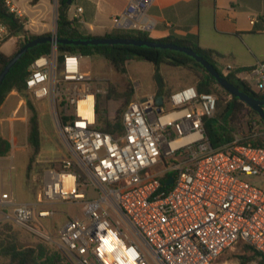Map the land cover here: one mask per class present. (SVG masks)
Listing matches in <instances>:
<instances>
[{"label":"built area","instance_id":"1","mask_svg":"<svg viewBox=\"0 0 264 264\" xmlns=\"http://www.w3.org/2000/svg\"><path fill=\"white\" fill-rule=\"evenodd\" d=\"M155 1L132 0L114 17L115 29L151 31L147 12ZM5 3L24 19L15 0ZM9 38L0 24V46ZM83 58L60 54L53 43L28 70V94L48 104L70 157L45 171L35 202L0 193L13 223L55 244L70 264H220L240 242L264 254V145L242 144L236 135L214 150L204 118L214 116L218 96L196 86L172 93L160 111L156 96L133 100L122 115L123 132H104L97 106L106 91L83 69ZM248 74L264 93V62ZM59 201L86 211L55 231L44 220L54 218Z\"/></svg>","mask_w":264,"mask_h":264},{"label":"trees","instance_id":"2","mask_svg":"<svg viewBox=\"0 0 264 264\" xmlns=\"http://www.w3.org/2000/svg\"><path fill=\"white\" fill-rule=\"evenodd\" d=\"M39 1L40 0H31V4L36 5ZM74 1L75 0H57V35L61 38L98 37L93 36L84 30L78 19L69 18L68 10ZM0 24H4L8 27L10 37H21V41L18 42L15 53L25 43L38 37V35L32 34L26 29L24 19L17 17L14 13L9 11L5 0H0ZM101 37L143 39L163 43H175L179 46L190 47L213 64L223 76L242 91L264 100V93L254 91L249 81L239 77V75L245 71L247 73L251 72L254 67L235 69L234 71L227 73L220 65L222 55L212 49H204L200 47L198 45V39L195 37L154 39L145 31L123 29H114L112 32L106 33ZM58 49L60 54L65 52L78 53L82 54L84 57L100 55L105 58L116 72L122 75H127V64L132 60L150 62L155 67V80L159 86L157 97L162 95L166 98V96H168V93L164 89V81L161 74L162 65L166 64L174 67H184L200 72L197 84L200 93H215L218 91L217 88H221L223 93L229 97L225 98L220 95L214 116L204 118L206 136L213 149L219 150L233 142L236 135L241 137L242 144H252L254 146L264 145V121L260 118L259 114L237 97L226 92L200 63L185 53L170 49H154L133 45L88 46L59 44ZM50 50L51 44H42L31 49L12 68L0 89V106L13 91H17L25 97L30 113L28 121V145L32 150L27 168L28 172L32 169V164L41 151L42 135L39 111L28 94L26 79L31 63L38 56L48 53ZM12 56H8L0 51V73ZM134 93L135 88H130L125 92L124 96L127 98L128 104L133 101L131 100V96ZM115 96L119 97L114 89H110L107 97L112 98ZM97 113L98 128L100 130L111 134L123 132L122 115L114 120L105 117L104 111L102 110L100 96ZM255 121L258 123V128L254 125ZM11 148L10 141L0 134V157L7 156L11 152ZM161 180L165 186L166 177H162ZM171 187L172 186H166L165 189L169 190ZM11 230V226L0 229V258L2 259L0 264H70L64 259L59 250L53 249L47 244L38 245L36 247H21L16 240L15 234L11 233ZM236 248L238 249V252L233 255L239 260V264H249L252 261H257L258 264H264V254L259 252L252 245L240 242ZM224 255L221 257L220 261L225 258Z\"/></svg>","mask_w":264,"mask_h":264},{"label":"crops","instance_id":"3","mask_svg":"<svg viewBox=\"0 0 264 264\" xmlns=\"http://www.w3.org/2000/svg\"><path fill=\"white\" fill-rule=\"evenodd\" d=\"M15 1L24 11L25 26L28 31L38 36L57 33L56 0H40L36 5H32L31 0ZM131 1L132 0H75L68 10V16L70 19H78L82 28L88 33L93 36L101 37L115 29L114 17L124 11ZM22 2L23 7L21 6ZM78 8H82L83 10L78 12ZM147 17L154 23L153 29L148 31L150 37L154 39L195 37L198 39V45L200 47L212 49L222 55L220 65L223 69H225L227 65L233 66L232 71L235 69H247L256 67L260 62H264V55L254 48V40L252 39L254 35H264V0H156L148 10ZM252 19H255V23H251ZM227 36L243 37L248 51L253 56L252 61L249 60L247 62L248 66L238 65L236 56L230 58L231 54L224 55L220 50H217L218 43ZM10 40H15V48L11 53H7L3 48ZM19 41H21V37H10L0 46V51L8 56H12L16 51ZM132 62H134V60L127 64V76L129 78ZM150 64L153 73L154 87L150 92L144 93L137 87L139 84H135V99L133 100L142 102L151 96H156L157 98L159 86L155 80V67L152 63ZM169 67L173 68L174 66L166 64L161 66L164 89L169 96L176 91L190 86L197 87L199 78L192 70L184 67H174L185 69L189 80L187 84L180 85L175 89L171 90L168 88L167 79L168 77H172V70H174L170 69V71ZM165 68H168L169 75L165 73ZM192 73L196 76V80L195 77L192 76ZM239 77L247 81L250 79L246 71L241 73ZM16 92L17 91H13L9 94L4 103L0 106V113L2 110L4 111L9 101L16 99ZM164 99L165 101L168 100L166 98ZM22 107L24 115L21 117L17 115L16 118H12L15 111H18L19 114ZM167 107H170V104ZM27 117L28 110L26 101L22 99L7 120H10V123L18 120H22L26 123ZM109 119L114 120L115 113L112 114V112H109ZM5 120L6 119L0 118V134L11 143L12 148L9 158L14 160L18 155H27V139H25V145L17 146L15 144V139L18 140L19 138L16 136L17 127L12 123L4 127L3 123ZM4 131H6V133H4ZM5 134H7L8 137ZM6 158L8 157H0V159H3L0 160V162L3 161L6 164L8 161ZM3 168H5V166ZM11 169H13V167ZM2 173L3 174L0 175V193L7 192L13 194L4 188L6 180L8 178L11 180L12 176L8 177L7 173L3 170ZM2 210H8V207L0 208L1 214L5 213ZM7 215L9 219L12 218L9 214Z\"/></svg>","mask_w":264,"mask_h":264},{"label":"rangeland","instance_id":"4","mask_svg":"<svg viewBox=\"0 0 264 264\" xmlns=\"http://www.w3.org/2000/svg\"><path fill=\"white\" fill-rule=\"evenodd\" d=\"M57 2V0H56ZM23 5V2L21 6ZM25 5V3H24ZM23 7V6H22ZM57 10V3H56ZM254 41V48L260 51L264 55V35H254L252 38ZM15 48V40L8 41L4 46V51L7 53H11ZM218 49L224 55H230V58L236 56L238 65L248 66L247 62L249 60L252 61L253 56L248 51L247 45L243 40L242 36H227L222 39L220 43H218ZM245 62V63H244ZM82 67L85 71L91 72L94 76L99 78L102 82L100 87L106 91L105 94L100 96L102 110L104 111V116L109 119V112L115 113V118L122 115L123 110L128 104L127 98L124 96L125 92L130 88H134V85L139 84L137 86L141 92H150L154 87V79L153 73L151 71V64L146 61L134 60L131 63L130 67V78L127 75L119 74L112 68V66L105 60L104 57L100 55L88 56L82 59ZM165 68V73L170 74ZM174 69L172 77H168V88L175 89L180 85L187 84L189 77L187 76V72L183 68H172ZM191 70V69H190ZM171 71V70H170ZM195 75L199 78L200 72H196L192 70ZM192 73L195 80L196 76ZM246 75V73H245ZM244 75V76H245ZM192 77V78H193ZM249 82L254 91L259 92L257 85L255 84L254 79L250 77ZM110 89H114L119 97L108 98ZM138 89V90H139ZM217 92L215 94L218 96L222 95L225 98H229L223 93L221 88H217ZM12 93V92H11ZM10 93V94H11ZM9 96V95H8ZM7 96V97H8ZM169 98V95L166 99ZM25 100L24 95L16 92V99L9 101L5 106L4 111L2 110L0 113V118L6 119L3 123L4 127L9 126V119L12 111L17 108L21 100ZM135 99V93L131 96V100ZM6 100V99H5ZM130 100V101H131ZM39 111L40 118V126H41V135H42V148L39 154L36 156L35 161L32 164V169L28 172V165L30 162L31 156V148L28 145V121H29V109L28 117L26 123L22 120H18L13 122L12 124L16 125V136H18V140H16L15 144L25 145V139H27V155L24 156L18 155L17 158L12 160L10 157L11 153L7 155L8 159L5 164L3 161L0 162V175L3 174L2 170L5 171L8 177H11V180L8 178L4 184L5 190L12 192L14 198L17 202L27 203V202H35L37 200L38 193L42 189L43 179L45 171L50 167H59L62 161L66 158L70 157V152L66 147L58 128L54 123V119L51 115L50 108L46 102H37L33 101ZM169 106L168 103L165 104V107ZM170 108V107H167ZM20 117L24 115L23 107L20 109L19 114ZM254 125L258 128L257 121L254 122ZM6 133V131H4ZM7 137L8 135L5 134ZM27 137V138H26ZM3 160V159H0ZM5 160V158H4ZM5 166V168H3ZM13 167V169H11ZM29 173V175H28ZM25 180V181H24ZM250 181L252 183L257 182V178L251 177ZM49 205H42V208H48ZM54 211L56 212L53 219H45L44 223L47 225L49 229L58 231L66 220L69 217H83L86 209L82 204H74L67 202H56L53 206ZM3 214L0 213V229L3 227L11 226V233L15 234L16 240L18 241L21 247H36L38 245H48L49 247L59 250L55 244H51L49 242L43 241L31 234H29L24 229L16 226L13 223L12 218L9 219L8 215L12 216V211L8 207V210H2ZM8 233V232H7ZM60 251V250H59ZM61 252V251H60ZM238 249L235 247L230 252H226L224 255V259L220 261V264H239V260L234 257V253H237ZM64 259L68 262L65 255L61 252ZM0 261L2 259L0 258ZM249 264H258L257 261H252Z\"/></svg>","mask_w":264,"mask_h":264},{"label":"water","instance_id":"5","mask_svg":"<svg viewBox=\"0 0 264 264\" xmlns=\"http://www.w3.org/2000/svg\"><path fill=\"white\" fill-rule=\"evenodd\" d=\"M57 45H90V46H102V45H133L142 46L146 48L154 49H170L179 51L192 57L198 63H200L205 70L211 74L218 84L232 96L237 97L239 100L247 104L252 110L256 111L260 118L264 121V100L256 98L242 91L235 84L230 82L225 76H223L218 69L207 61L203 56H201L197 51L190 47L179 46L175 43H163L158 41H148L143 39H128V38H107V37H91V38H61L57 33L51 35L38 36L37 38L25 43L9 60L0 73V89L6 80L7 75L12 70V68L20 61V59L28 53L31 49L42 45V44H53ZM164 96L157 97V104L159 106V111L164 105ZM174 182V177H170L167 180V185H171Z\"/></svg>","mask_w":264,"mask_h":264}]
</instances>
